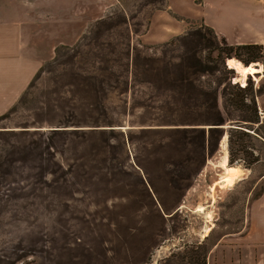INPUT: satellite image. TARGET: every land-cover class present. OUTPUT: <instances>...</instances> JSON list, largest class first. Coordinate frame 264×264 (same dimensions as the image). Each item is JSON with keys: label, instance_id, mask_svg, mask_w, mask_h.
<instances>
[{"label": "rangeland", "instance_id": "374dc122", "mask_svg": "<svg viewBox=\"0 0 264 264\" xmlns=\"http://www.w3.org/2000/svg\"><path fill=\"white\" fill-rule=\"evenodd\" d=\"M165 1L87 6L98 18L53 44L0 112V264H264V0L252 11L237 1V28L225 27L233 39L256 18L263 42L213 29L233 52L220 62L198 50L211 72L185 86L173 37L206 24L157 12ZM10 3L0 0L1 19ZM249 44L263 72L241 82L225 57L251 59L257 49H235ZM222 148L243 173L212 197Z\"/></svg>", "mask_w": 264, "mask_h": 264}, {"label": "crops", "instance_id": "0c3cea01", "mask_svg": "<svg viewBox=\"0 0 264 264\" xmlns=\"http://www.w3.org/2000/svg\"><path fill=\"white\" fill-rule=\"evenodd\" d=\"M237 1L239 0H200L201 9L196 12L193 8L194 0H166V8L156 11L163 13L171 10L181 17H200L202 23L210 26L231 43H262L263 41L258 37L260 21L256 18L243 22L239 26L240 30L234 31L236 34L233 39L228 38L225 27L229 24L237 28V25L233 23L235 18H229L227 14L231 10L235 13L243 12L237 6ZM247 1L252 11L255 10L253 5H262L263 0ZM10 2L6 0L7 6L10 3L14 8L10 6V9L2 13V16L7 18H0V112L16 102L37 69L50 57L53 44L75 41L83 28L98 18L87 17L89 14L85 11L91 4L98 5L99 0H14ZM245 12L249 13V11ZM45 43H47L46 49L43 47ZM257 66H261V70L256 74H261L263 66L262 64Z\"/></svg>", "mask_w": 264, "mask_h": 264}, {"label": "trees", "instance_id": "16d2710c", "mask_svg": "<svg viewBox=\"0 0 264 264\" xmlns=\"http://www.w3.org/2000/svg\"><path fill=\"white\" fill-rule=\"evenodd\" d=\"M173 40L177 42V44L183 50L182 54L178 55L177 62H175L173 66L183 71L182 74L178 75V79L181 81V83L184 86L186 84L191 85L193 83V79L191 77L193 73L199 72V73L204 74V73L211 72L210 70L212 69V67L210 65H204L202 63L201 61L202 59L197 53L198 50L200 49L207 50V51L209 50L210 52L208 54V59L211 61H214V59L211 58V54L213 53V51L216 50L215 60L222 62L223 56L230 54L231 52H233V49H234L233 46H230L227 44L224 37L218 36L214 32V30L207 25H202L194 29L188 30L181 35H176L173 37ZM235 49L236 50L243 49V50H249V51H253L254 49L258 50L257 55H253L252 57H250L251 59L244 60L243 63L232 56L225 57L226 68L229 69L230 67H232L233 69H235L239 76V80L241 82H244L248 74L260 72L261 70V66L260 67L256 66V63H258L256 61L258 60V58L261 57V47L256 44H249V45H239ZM131 59H132V64L135 65V62H137V54H134L131 57ZM233 59H236V60H233ZM216 99H217V89L213 91V95L211 98L213 108H216ZM216 113H218V111ZM5 116H6V113L2 114L0 116V119H2ZM210 122H212L211 124H220L221 119L214 118ZM192 130L195 131L194 129ZM217 131H218L217 127L208 128V132L210 136H212ZM200 132L204 133V130H200ZM222 151H225V152H221V158H226L227 153H226L225 148H222Z\"/></svg>", "mask_w": 264, "mask_h": 264}, {"label": "bare ground", "instance_id": "6f19581e", "mask_svg": "<svg viewBox=\"0 0 264 264\" xmlns=\"http://www.w3.org/2000/svg\"><path fill=\"white\" fill-rule=\"evenodd\" d=\"M218 164L222 168V172L219 175V178H216L215 183L214 184L212 183L210 185V190H211L210 195L212 197H213L212 192L215 189L216 185L221 184L222 187L231 186L234 183V181L239 179V177L243 173V170L239 166L229 165L227 163L226 158H221L218 161ZM216 190H214V191H216ZM195 209L202 212V206L201 205H197Z\"/></svg>", "mask_w": 264, "mask_h": 264}]
</instances>
